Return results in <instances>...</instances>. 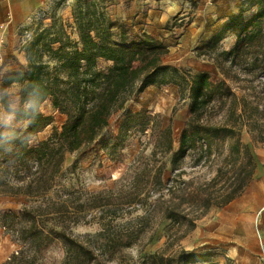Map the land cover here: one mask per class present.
Instances as JSON below:
<instances>
[{
	"label": "trees",
	"instance_id": "1",
	"mask_svg": "<svg viewBox=\"0 0 264 264\" xmlns=\"http://www.w3.org/2000/svg\"><path fill=\"white\" fill-rule=\"evenodd\" d=\"M263 17L257 10L246 19L232 16L224 25L228 29L236 22L239 29L234 45L216 52L223 75L236 66L245 74L264 68V56L250 53L254 34L260 32L258 42H264ZM76 27L78 38L64 34L58 45L44 39L48 31L35 34L26 47L25 66L0 73V99L13 116L12 124L0 123V195L17 197L21 204L18 210L0 209L1 225L21 247L5 264H30L33 255L23 246L37 251L55 239L63 248L58 264L119 260L126 249L164 235L172 247L252 179L253 146L241 141L242 128L247 126L255 141H264V113L257 103L238 96L224 78L213 82L205 71L189 74L165 62L169 49L162 40L132 33L102 11L86 10ZM43 54L55 64L50 67ZM12 83H19L15 106L7 100ZM167 84L189 98V117L177 134L171 124H161L158 114L128 111L115 139L121 140L140 115L142 130L149 128V153L140 152L111 188L52 191L67 153L90 144L110 117L148 85ZM48 98L65 119L45 139L33 141L53 121L40 109ZM91 221L99 225L95 231L72 232L74 224ZM202 257L197 249L178 246L140 254L135 264H194Z\"/></svg>",
	"mask_w": 264,
	"mask_h": 264
},
{
	"label": "rangeland",
	"instance_id": "2",
	"mask_svg": "<svg viewBox=\"0 0 264 264\" xmlns=\"http://www.w3.org/2000/svg\"><path fill=\"white\" fill-rule=\"evenodd\" d=\"M86 10L102 11L111 19L121 18V12L116 5L111 4V0H68L62 8L43 9L35 20L32 19L20 25L12 37H9L8 31L6 32L5 40L0 45V73L6 69L25 66L26 47L37 33L48 31L51 35L49 37L44 35V39L56 40L55 45H58L57 40L64 34L77 39V22ZM257 10H263L264 13V0H256L247 4L241 11L229 15L228 20L223 24L215 26L210 24L212 29L209 39L195 46L181 59H178L181 54H177V50L170 54L167 53L164 61L178 66L189 74L205 71L213 82L224 78L233 92L257 103L264 113V68L255 69L251 74H245L236 66L225 76L220 72L215 60L217 51L226 50L224 45L231 42L233 46L238 38L239 28L236 22L231 28L226 29L224 26L229 19L239 15L246 19ZM261 21L264 34V17ZM175 23L173 26L167 25L166 28L170 32L174 31V34L169 33V36L178 40L182 31H178L179 25L176 20ZM25 30L31 31L29 36L25 35ZM259 35L260 32H257L252 36L250 53L264 56V42L262 45L258 42ZM162 41L164 42V39ZM211 41H213L212 44ZM42 58L50 67L55 64L48 54H43ZM7 90V100L11 105H17L19 83L10 84ZM188 102L187 92L179 91L175 84L148 85L138 96L130 98L122 109L110 117L108 124L99 130L97 137L90 144L80 151L66 154L62 172L57 177L52 191L61 188L75 191L80 188L97 191L113 187L140 152L147 155L152 146V142L146 143L149 128L142 130L145 120L140 115L135 116L130 122L121 140L115 139L127 112L131 111L132 114H136V112L145 110L148 114H158L161 124L163 126L171 124L177 134L189 117ZM40 109L43 113L52 115L53 121L36 133L32 137L33 141L45 139L54 128L59 129L65 119L64 114L52 107L49 98L41 103ZM261 120L264 122V117ZM0 123H13V116L5 110L1 99ZM239 135L242 142L252 144L254 161L252 179L239 196L222 207H212L197 220L196 226L172 247L166 246L167 237L164 235L159 239L154 238L145 246H132L124 251L121 259L102 264H135L140 254L163 248L169 252L178 246L186 249L194 248L201 252L204 257L194 264H264V191L253 204L248 203L244 206L242 204L237 206L238 208L235 207V210L231 207L232 204L242 199H246L247 202L254 201L257 197L254 190L255 185L261 186L264 190V141H255L253 133L247 126L242 128ZM102 137L105 139L102 140ZM186 168L188 172H192V168L188 166ZM201 170H204V167L196 170V173ZM20 206L19 198L0 195V209L18 210ZM98 227L96 222L91 221L74 224L71 230L76 234H81L93 232ZM11 232L7 229L4 234L14 247L21 248L16 235ZM4 245L6 241L0 243L1 250ZM23 249L27 250L28 256L33 255L30 264H58L63 256L61 242L57 239L41 246L37 251L29 248L27 244L23 246ZM7 260L8 257L4 259L3 254L0 264H5Z\"/></svg>",
	"mask_w": 264,
	"mask_h": 264
},
{
	"label": "crops",
	"instance_id": "3",
	"mask_svg": "<svg viewBox=\"0 0 264 264\" xmlns=\"http://www.w3.org/2000/svg\"><path fill=\"white\" fill-rule=\"evenodd\" d=\"M254 1L256 0H111V4L116 5L121 12L120 19H112L125 23L132 33L146 32L160 40L164 39L169 49L168 54L177 50V54H181L178 59H181L195 46L210 38V24L215 26L225 23L229 15L241 11ZM66 3L68 0H0V33L6 34L8 31L9 37H12L20 25L35 20L39 11L62 8ZM175 20L179 25L178 31H182L178 40L169 36L174 31L170 32L166 28L167 25H175ZM232 44L233 42L224 45L225 49H229ZM254 190L257 194L254 201L242 199L232 204V209L242 204L255 203L264 190L259 185H255ZM2 241H6V245L0 249V260L3 254L5 259L14 248L7 236L0 232V243Z\"/></svg>",
	"mask_w": 264,
	"mask_h": 264
},
{
	"label": "built area",
	"instance_id": "4",
	"mask_svg": "<svg viewBox=\"0 0 264 264\" xmlns=\"http://www.w3.org/2000/svg\"><path fill=\"white\" fill-rule=\"evenodd\" d=\"M40 13L41 12L39 11L36 15H38V14L40 15ZM30 33H31V31L25 30V35L26 36H29ZM5 37H6V34H4L3 32L0 33V45L4 42ZM6 230H7V228L4 225H0V232L5 233ZM18 250H19V248L14 247L12 252L10 253V255L17 254ZM10 255L9 254L7 255L8 259L10 258Z\"/></svg>",
	"mask_w": 264,
	"mask_h": 264
}]
</instances>
